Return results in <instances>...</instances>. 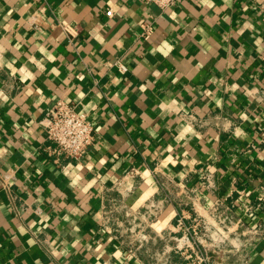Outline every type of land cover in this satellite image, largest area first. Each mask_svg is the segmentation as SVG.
I'll return each instance as SVG.
<instances>
[{
    "label": "crops",
    "instance_id": "crops-1",
    "mask_svg": "<svg viewBox=\"0 0 264 264\" xmlns=\"http://www.w3.org/2000/svg\"><path fill=\"white\" fill-rule=\"evenodd\" d=\"M262 1L0 0V264H186L181 217L208 264H264Z\"/></svg>",
    "mask_w": 264,
    "mask_h": 264
},
{
    "label": "built area",
    "instance_id": "built-area-1",
    "mask_svg": "<svg viewBox=\"0 0 264 264\" xmlns=\"http://www.w3.org/2000/svg\"><path fill=\"white\" fill-rule=\"evenodd\" d=\"M145 1L158 6L162 10H167L174 7L179 0ZM261 10L264 14V0L261 3ZM107 15L112 16V11H108ZM60 25L66 34L75 36V29L67 22H61ZM142 30V36L146 40L153 34V26L150 23L142 24ZM118 69L121 72L127 71V67L121 63L118 64ZM45 129L48 139L52 143L50 152L58 157L79 160L87 153L93 142L94 127L88 115L78 111L75 104L65 101L57 102L50 109L45 120ZM178 223L184 234L177 240L176 253L186 259V264H208L210 257L199 248L200 241L197 239L199 231L196 226L185 228L184 217H181ZM187 248L188 250H186Z\"/></svg>",
    "mask_w": 264,
    "mask_h": 264
},
{
    "label": "rangeland",
    "instance_id": "rangeland-1",
    "mask_svg": "<svg viewBox=\"0 0 264 264\" xmlns=\"http://www.w3.org/2000/svg\"><path fill=\"white\" fill-rule=\"evenodd\" d=\"M229 238H226V243H227V249H230L231 247L229 246V245H231V243H230V241H227ZM244 239H246V238H244ZM219 242V241H218ZM221 243H223V241L221 242ZM225 243V244H226ZM212 254H214V253H212ZM227 255H229V254H227Z\"/></svg>",
    "mask_w": 264,
    "mask_h": 264
},
{
    "label": "water",
    "instance_id": "water-1",
    "mask_svg": "<svg viewBox=\"0 0 264 264\" xmlns=\"http://www.w3.org/2000/svg\"><path fill=\"white\" fill-rule=\"evenodd\" d=\"M211 257H215V254H210Z\"/></svg>",
    "mask_w": 264,
    "mask_h": 264
}]
</instances>
